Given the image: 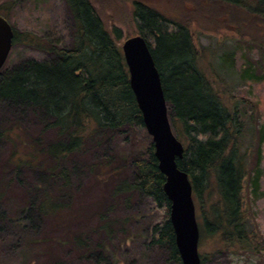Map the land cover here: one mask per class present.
I'll use <instances>...</instances> for the list:
<instances>
[{
    "label": "trees",
    "instance_id": "obj_1",
    "mask_svg": "<svg viewBox=\"0 0 264 264\" xmlns=\"http://www.w3.org/2000/svg\"><path fill=\"white\" fill-rule=\"evenodd\" d=\"M64 1L73 22L71 46L59 47L50 42L43 45L36 37L23 36L24 44L45 52L50 60L30 61L0 73V101L25 107L45 123L42 133L34 139L16 137L11 156L13 169L27 166L47 178L48 188L30 205L40 221L62 216V204L71 193L65 167L69 156L83 153L93 139L102 140L108 134L132 128L144 129L118 46L121 32L116 28L111 31L104 24L94 0ZM190 1L197 4L203 19H209L214 12L223 15L229 8L245 13L246 22L256 25L257 30L264 28V0ZM0 17L7 20L4 15ZM132 18L137 35L150 49L160 74L170 124L184 147L182 159L176 163L190 180L197 220L204 229L199 230L201 238L206 234L216 237L223 248L234 254L258 253L262 239L243 208L248 168L238 104L223 98L201 69L202 55L188 24L142 0L133 2ZM13 33L15 45L20 40L15 30ZM48 132L54 135L51 141L44 138ZM2 137L6 140L1 134ZM125 167L131 173L129 179L122 178ZM103 168L109 170L106 176L112 177L108 196L111 201L146 197L162 212L163 221L150 230L149 246L165 251L169 264H182L169 220L170 202L163 191L165 178L158 170L153 144L143 155L108 162ZM259 174L258 171L255 190ZM100 231L107 233L106 227ZM69 244L81 247L82 241L73 236Z\"/></svg>",
    "mask_w": 264,
    "mask_h": 264
},
{
    "label": "rangeland",
    "instance_id": "obj_2",
    "mask_svg": "<svg viewBox=\"0 0 264 264\" xmlns=\"http://www.w3.org/2000/svg\"><path fill=\"white\" fill-rule=\"evenodd\" d=\"M94 1L104 24L121 32L119 47L137 36L132 4L140 0ZM142 2L189 25L202 55L201 69L223 98L238 104V117L244 125L242 149L247 150L248 172L243 208L262 239L261 248L256 254H234L218 238L206 234L199 239L201 264H264V28L257 30L246 22L245 13L229 8L223 15L213 11L209 19H203L190 0ZM0 15L7 17L20 40L12 46L1 73L30 61L50 60L45 52L24 44L23 36L36 37L43 45L71 46L73 22L64 0H0ZM44 124L25 107L0 101V135L6 137L0 139V264H169L165 251L149 246L150 230L163 221L162 212L146 197L111 201L112 177L106 176L109 170H101L108 162L145 154L152 143L146 131L132 128L111 133L102 140L93 139L83 153L69 156L65 167L71 193L62 204V216L40 221L30 205L48 188L47 178L27 166L13 169L11 156L16 137L34 139ZM44 138L51 141L54 135L48 132ZM128 169L122 178H130ZM197 224L203 232L202 223L197 220ZM103 227L106 234L100 231ZM73 236L81 239V247L69 244Z\"/></svg>",
    "mask_w": 264,
    "mask_h": 264
},
{
    "label": "water",
    "instance_id": "obj_3",
    "mask_svg": "<svg viewBox=\"0 0 264 264\" xmlns=\"http://www.w3.org/2000/svg\"><path fill=\"white\" fill-rule=\"evenodd\" d=\"M14 33L0 17V72L13 46ZM129 86L142 116L146 134L151 138L158 169L165 178L163 191L170 202L169 220L182 264H201L198 253L200 232L190 180L177 167L184 152L175 137L168 117V105L161 78L145 40L127 39L121 46Z\"/></svg>",
    "mask_w": 264,
    "mask_h": 264
},
{
    "label": "bare ground",
    "instance_id": "obj_4",
    "mask_svg": "<svg viewBox=\"0 0 264 264\" xmlns=\"http://www.w3.org/2000/svg\"><path fill=\"white\" fill-rule=\"evenodd\" d=\"M137 36H139V35H137ZM139 37H141V36H139ZM142 38V37H141ZM144 39V38H143ZM150 50V49H149ZM160 75V74H159ZM134 96V95H133ZM135 99V98H134ZM136 102V101H135ZM171 128H172V126H171ZM173 130V129H172ZM173 133H174V131H173ZM179 141V140H178ZM180 142V141H179ZM181 143V142H180ZM155 157V156H154ZM156 159V158H155ZM182 159V158H181ZM157 161V160H156ZM177 162V161H176ZM158 163V162H157ZM159 170V169H158ZM160 172V171H159ZM163 176V175H162Z\"/></svg>",
    "mask_w": 264,
    "mask_h": 264
}]
</instances>
